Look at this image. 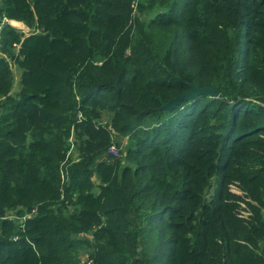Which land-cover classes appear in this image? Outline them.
I'll list each match as a JSON object with an SVG mask.
<instances>
[{
    "label": "trees",
    "instance_id": "obj_1",
    "mask_svg": "<svg viewBox=\"0 0 264 264\" xmlns=\"http://www.w3.org/2000/svg\"><path fill=\"white\" fill-rule=\"evenodd\" d=\"M89 259L264 264V0H0V264Z\"/></svg>",
    "mask_w": 264,
    "mask_h": 264
},
{
    "label": "water",
    "instance_id": "obj_2",
    "mask_svg": "<svg viewBox=\"0 0 264 264\" xmlns=\"http://www.w3.org/2000/svg\"><path fill=\"white\" fill-rule=\"evenodd\" d=\"M185 85L188 88V91L185 94H181L176 96L175 98H172L168 100L161 108H159L160 111H169L172 110L174 107L177 106L179 102L188 101L196 96H208V97H217V92L212 91L211 89L204 88L199 89L189 83H185Z\"/></svg>",
    "mask_w": 264,
    "mask_h": 264
},
{
    "label": "rangeland",
    "instance_id": "obj_3",
    "mask_svg": "<svg viewBox=\"0 0 264 264\" xmlns=\"http://www.w3.org/2000/svg\"><path fill=\"white\" fill-rule=\"evenodd\" d=\"M9 24H10V22H9ZM11 24H10L11 26H13L14 28L20 30L24 34H26L28 32V30L24 26H22V24H20V23L18 24V23L11 22ZM11 71H12V75H13V85H12V91H11V93L14 94V92H16L17 87H18L19 77H20V73L21 72H20V69H18L17 67H12L11 68ZM119 141H120V143H119V146L118 147H119V150L122 151L123 150V147L125 146L124 145L125 144V141H124V139H120ZM231 191L234 192V193H237L236 189L233 188V187L231 188ZM81 259H82V261L84 260L82 257H81Z\"/></svg>",
    "mask_w": 264,
    "mask_h": 264
},
{
    "label": "built area",
    "instance_id": "obj_4",
    "mask_svg": "<svg viewBox=\"0 0 264 264\" xmlns=\"http://www.w3.org/2000/svg\"><path fill=\"white\" fill-rule=\"evenodd\" d=\"M106 154L108 155V156H110V157H113V158H116L117 156H118V150H117V148L114 146V145H110L108 148H107V151H106ZM232 188V187H231ZM237 191V190H236ZM232 192V191H231ZM232 193H234V192H232ZM235 194H238V192L237 193H235ZM84 264H94L93 262H92V260H86L85 262H84Z\"/></svg>",
    "mask_w": 264,
    "mask_h": 264
},
{
    "label": "crops",
    "instance_id": "obj_5",
    "mask_svg": "<svg viewBox=\"0 0 264 264\" xmlns=\"http://www.w3.org/2000/svg\"><path fill=\"white\" fill-rule=\"evenodd\" d=\"M10 24H11V22H10ZM12 25V24H11Z\"/></svg>",
    "mask_w": 264,
    "mask_h": 264
}]
</instances>
